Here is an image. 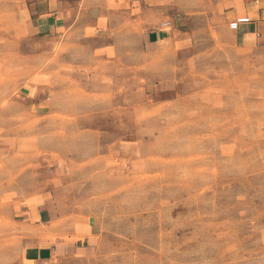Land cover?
I'll list each match as a JSON object with an SVG mask.
<instances>
[{"label":"rangeland","instance_id":"rangeland-1","mask_svg":"<svg viewBox=\"0 0 264 264\" xmlns=\"http://www.w3.org/2000/svg\"><path fill=\"white\" fill-rule=\"evenodd\" d=\"M44 1L0 0V264H264V0Z\"/></svg>","mask_w":264,"mask_h":264},{"label":"crops","instance_id":"crops-1","mask_svg":"<svg viewBox=\"0 0 264 264\" xmlns=\"http://www.w3.org/2000/svg\"><path fill=\"white\" fill-rule=\"evenodd\" d=\"M55 2L53 0H47L44 2H38L34 4H30L28 6V14L31 16L28 18V21L37 22L36 29L39 30L40 33L47 35L49 32H53L59 26H63L65 23L59 22L57 19L59 16L56 15L58 13L53 9ZM161 39L160 32L152 31L148 35L147 43L155 44L159 42ZM97 225L91 222H84L79 229L78 234L76 236V241L71 245V252L74 253L79 251L84 246L89 245L90 238L96 236ZM81 247V248H80ZM57 250L60 252H66L65 247L56 246H44L36 250H29L26 254V261L31 263H38L39 261H47L51 259L53 256V252Z\"/></svg>","mask_w":264,"mask_h":264},{"label":"built area","instance_id":"built-area-1","mask_svg":"<svg viewBox=\"0 0 264 264\" xmlns=\"http://www.w3.org/2000/svg\"><path fill=\"white\" fill-rule=\"evenodd\" d=\"M253 21L254 19L249 16L237 17L229 22V28L233 31H237L241 28V26L250 24Z\"/></svg>","mask_w":264,"mask_h":264},{"label":"bare ground","instance_id":"bare-ground-1","mask_svg":"<svg viewBox=\"0 0 264 264\" xmlns=\"http://www.w3.org/2000/svg\"><path fill=\"white\" fill-rule=\"evenodd\" d=\"M254 139V138H253Z\"/></svg>","mask_w":264,"mask_h":264}]
</instances>
